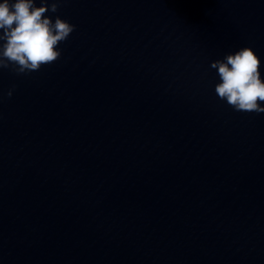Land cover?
<instances>
[{
  "label": "clouds",
  "instance_id": "9594fccd",
  "mask_svg": "<svg viewBox=\"0 0 264 264\" xmlns=\"http://www.w3.org/2000/svg\"><path fill=\"white\" fill-rule=\"evenodd\" d=\"M63 0H2L0 2V69L16 75L38 72L61 56L58 45L68 39L76 26L57 16L55 21L45 14L56 13ZM220 82L215 85L219 99L237 112L264 113V80L260 59L251 47L225 55L211 63ZM9 89L7 95L11 97Z\"/></svg>",
  "mask_w": 264,
  "mask_h": 264
}]
</instances>
